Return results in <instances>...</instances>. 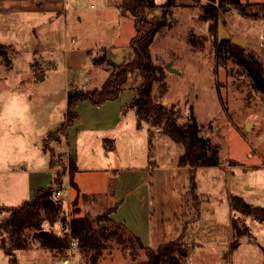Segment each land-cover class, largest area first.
Instances as JSON below:
<instances>
[{
  "label": "rangeland",
  "instance_id": "rangeland-1",
  "mask_svg": "<svg viewBox=\"0 0 264 264\" xmlns=\"http://www.w3.org/2000/svg\"><path fill=\"white\" fill-rule=\"evenodd\" d=\"M166 1L154 0L157 7L146 13L148 20L165 22L150 46L152 60L163 67L171 62L176 70L164 69L163 81L168 91L162 103L174 108L180 123L187 120L192 110L201 135L217 146L220 156L219 166L198 167L194 171L196 194L200 197L198 218L190 171L176 165L182 146L158 129L150 136L152 129L145 123L133 143L128 135L118 138L113 143L115 150H106L109 159L97 153L82 162L86 169L80 167L74 180L80 193L88 197L79 195L76 206L73 205L76 192L67 183L68 158L59 161L65 143L52 145L53 174L49 172V156L42 150V140L63 123L68 89L100 87L108 75L104 65L93 63L100 55L120 61H113L115 64L131 61L126 57L128 52L132 53L128 42L134 34V18L120 8L122 0H63V10L56 17L30 10L31 1L24 0L27 10L0 13V44L11 46L7 51L9 63L0 60V93H23L34 117V128L7 122L11 125L8 131L17 141L30 139L31 149L30 155L19 157L0 170V205L18 206L32 199L34 189L57 182L55 189L62 191L64 226L72 211L94 217L108 212L117 202L120 208L116 209L114 219L122 224L127 220L126 228L132 222L143 230V224L147 225L150 239L147 242L142 235L140 240L150 248L177 240L186 224L183 242L189 249L184 264H264V221L232 212L229 205V196L237 195L253 206L264 208V92L254 89L246 72L232 57L230 39L218 41V20L201 18L206 0H175V6L165 7L163 14L161 6ZM239 1L245 6L246 15L225 3L218 11V19L231 38L245 42L244 54L253 55L264 70V0ZM214 4L219 6L217 0ZM223 40L228 42L217 46ZM141 81L139 71L131 73L117 99L130 96ZM22 101L23 96L20 107ZM124 107L123 112L131 111ZM133 119L136 126V117L124 119L126 130ZM73 145L71 140L70 146L74 148ZM107 165L142 171L108 172ZM121 175L120 193L125 195L122 204V198L115 200L107 190L109 178L117 184ZM142 177L141 185L149 189L147 206L127 197ZM147 209L150 214L145 215L143 211ZM5 216L0 212V221ZM233 223L243 232L248 229L251 236L240 237L238 247L229 253ZM63 225L58 222L50 226L44 222L43 228L62 235ZM33 234L34 231L26 230L28 247L13 250L16 264H85L76 247L56 254L41 247ZM131 253L134 252L114 244L104 251L99 264H144L142 250L136 249L134 258ZM9 258L0 248V264H11Z\"/></svg>",
  "mask_w": 264,
  "mask_h": 264
},
{
  "label": "trees",
  "instance_id": "trees-1",
  "mask_svg": "<svg viewBox=\"0 0 264 264\" xmlns=\"http://www.w3.org/2000/svg\"><path fill=\"white\" fill-rule=\"evenodd\" d=\"M219 6L214 3L216 0H206L203 6V20L215 22L218 20V11L224 4H230L238 9L241 14L246 15L245 6L239 0H217ZM175 0H167L161 7L163 14L165 7L173 8ZM157 7L154 0H122L120 8L125 13H130L134 18V34L130 39L129 46L133 50V58L125 64H115L107 60L104 55L93 59L96 65H104L108 71L99 88L85 90L83 88H69L66 94V112L61 126L49 133L42 140V150L49 156V167L52 169L55 152L52 145H60L67 135L70 125L77 119L74 111L76 104L83 100H88L93 106H101L107 101L117 99L127 81L128 76L134 71H139L142 81L136 89L135 96L131 103L124 107L133 109L136 116V127L141 129L145 123L149 129L159 130L169 137L173 142L182 146L183 151L178 156L177 167H186L190 171L189 181L191 194L194 201V208L198 218V202L200 197L196 194V184L194 171L198 167H214L220 165V156L217 146L203 137L200 127L195 119L194 113L190 110L185 122H179V114L172 106L168 107L162 103V97L168 91L167 84L163 81L164 67L154 63L151 58L150 46L158 33L165 26V22L160 20H148L146 13ZM227 43L223 40L217 46ZM231 43V42H230ZM11 46L0 44V60L5 64L9 63L7 51ZM229 50L233 51L232 57L238 65L246 72L247 77L252 82L254 89L264 92V70L260 62L251 54H244L243 47L236 44H229ZM123 110V109H122ZM153 136V133L150 135ZM49 143L51 144L49 146ZM105 150L113 149V140H104ZM148 151L151 148V138L148 137ZM149 155V154H148ZM150 156V155H149ZM68 158L69 165V185L76 192L73 205H77L79 195L86 198L87 194L80 193L78 186L73 180L76 167L74 156L62 154L60 163ZM154 167V162L151 163ZM116 181V180H115ZM114 179L110 178L108 185V195H113ZM57 182L51 183L47 187H38L33 190L31 200H26L18 206L0 205V212L6 216L0 221V248L8 255L9 262L16 264L12 257L13 250L25 249L28 247V239L24 235L26 230L34 231L33 237L40 243L41 247L56 254H64L70 248V242L76 243V250L81 255L85 264H99L104 251L117 245L122 250L130 249L131 257L134 258L135 251L142 250L145 255L144 264H184L188 257L189 246L185 244L184 236L186 224L180 237L172 242L161 244L156 248L145 246L138 236L133 234L124 224L112 218L118 203L106 213L90 217L88 214H80L72 211L67 226H64L66 218L63 214L62 202L53 199V192ZM58 187V186H57ZM96 197V196H91ZM229 205L232 212H238L246 217H252L258 221H264V208L253 206L245 202L237 195L229 196ZM192 221H195L192 220ZM48 222L50 226L60 222L65 232L57 235L52 230L43 228V223ZM104 224V226H103ZM66 229L68 230L66 232ZM232 241L229 253L233 252L239 245V238L250 237V232L239 230L233 223L231 226ZM68 233V234H67Z\"/></svg>",
  "mask_w": 264,
  "mask_h": 264
},
{
  "label": "crops",
  "instance_id": "crops-1",
  "mask_svg": "<svg viewBox=\"0 0 264 264\" xmlns=\"http://www.w3.org/2000/svg\"><path fill=\"white\" fill-rule=\"evenodd\" d=\"M23 1L24 0H0V13L4 14V13H8L9 11H12L13 13H19L20 11L27 10L26 7L22 3ZM25 1H28V2L31 1L30 5H29L30 10L40 11L42 13H49L50 17H53V15L55 17L58 16L60 11L63 10L62 9L63 8V0H25ZM31 3H34L33 6ZM61 3H62V5H60ZM129 42H130V40H129ZM127 55L128 56L126 57V60H132V58L134 56L133 50H132V53L128 52ZM113 56L116 57V55H113ZM111 61L112 62L113 61L114 62H120L117 59H112ZM122 62H124V61H122ZM103 81H104V79H103ZM135 93H136V89H132V91L130 92V96H128V97L122 96V98H120V99L107 101L104 104H102L101 106H93L88 100H83V101L78 102L75 106V109H74L75 113L77 114V119H75L73 124L71 126H69L68 131H67V135L62 141V143L66 144L65 150L60 151L59 153L60 154L66 153L67 156L68 155L74 156L75 160H76L77 170L80 167H82L80 169H86L85 166H82V162H87L90 159L89 156L95 157V156H97V153H98V155H100L104 159L110 158V156H108L107 151L104 148L103 142L105 139H111V140H113V143H114V142H117L118 138H121V136L128 135L130 143H133L134 138L137 139L139 137V132H141V129L139 130V129H137L136 126L133 125L134 119H133V121L130 120V123L132 122V126L130 125V127H127V130L125 129L126 125L124 124V119L127 117L134 118L136 116H135V111L133 109H131L130 112L125 111V112H127V113H125L122 111V108L124 106H126L127 104H129L133 100ZM122 95H125L124 92L122 93ZM147 127L149 128L148 125H147ZM152 132H155L154 129L151 130V133ZM71 140H72V144H74L73 145L74 148L76 149L75 150L76 153L72 152L73 147L70 146ZM76 145H77V147H76ZM115 146L117 147V144ZM113 150H115V149H113ZM154 164H155V162H154ZM107 166L108 167H106L105 170L108 172L142 171L141 169H137V168H134V169L130 168L129 169V168H122V167L119 168L117 166L111 167V165H107ZM154 167H156V166L154 165ZM154 167H152V168L154 169ZM48 169H49V172L51 174H53L52 170L49 167V162H48ZM98 169L104 170L102 168H98ZM77 170L75 171V173L77 172ZM75 173H74V176H75ZM74 176H73V180H74ZM122 176L123 175H121L120 178H118L117 184L113 190V198L115 200H117L118 198H122V201H120L121 204L125 200V198H123L125 195L123 196L120 193L121 184L123 182ZM67 178H69V176ZM109 180H110V178H109ZM109 180H108V185H109ZM138 180L139 181H138L137 185L136 186L134 185L132 190L127 194V197H128V199L130 197L135 198L136 203L138 201V203H140L141 206L144 205V203H146V206H147L146 201L149 198V189L148 188L144 189L143 186L141 185L143 177H142V179L140 178ZM74 182H75V180H74ZM67 183H69V182H67ZM76 185L79 188L78 183H76ZM145 187H147V186H145ZM148 204H149V201H148ZM119 206H118L117 210L120 208ZM117 210H116V212H117ZM146 211L147 212L143 211L145 215L150 214L148 209ZM116 212H114L111 215L113 219H114L113 215H115ZM124 221H125L124 224L126 225L127 220H124ZM118 222H121V221H118ZM128 226L129 227H127V228L133 234L138 236L139 238H143L142 235L146 236V239L148 242V240L150 238H149V234H148V228H147L148 226L147 225L145 226L143 224V227H145L144 230L141 229L140 227H138V225L135 224V222H132L131 225H128ZM145 242H146V240H145Z\"/></svg>",
  "mask_w": 264,
  "mask_h": 264
},
{
  "label": "clouds",
  "instance_id": "clouds-1",
  "mask_svg": "<svg viewBox=\"0 0 264 264\" xmlns=\"http://www.w3.org/2000/svg\"><path fill=\"white\" fill-rule=\"evenodd\" d=\"M23 96L22 107L21 97ZM0 170L6 169L13 160L30 155V139L23 140V143L11 134L8 129L11 127L7 122L10 120L15 126L34 128V117L31 112V105L26 96L20 92L0 93ZM8 132L5 135V132Z\"/></svg>",
  "mask_w": 264,
  "mask_h": 264
},
{
  "label": "water",
  "instance_id": "water-1",
  "mask_svg": "<svg viewBox=\"0 0 264 264\" xmlns=\"http://www.w3.org/2000/svg\"><path fill=\"white\" fill-rule=\"evenodd\" d=\"M223 38L230 39V42L232 44L239 45L243 48L246 45L245 42L240 38H237V37L231 38L230 33L222 26L221 21L218 19V21H217V39H218V41H220ZM164 69L169 71V72H176V70L174 68H172L171 62L165 64ZM40 78H43V76L41 75ZM246 127H248V124ZM103 226H104V224H103Z\"/></svg>",
  "mask_w": 264,
  "mask_h": 264
},
{
  "label": "built area",
  "instance_id": "built-area-1",
  "mask_svg": "<svg viewBox=\"0 0 264 264\" xmlns=\"http://www.w3.org/2000/svg\"><path fill=\"white\" fill-rule=\"evenodd\" d=\"M65 192H68V189L65 190ZM53 197L56 199V200H60L61 201V198H62V191L61 189H55L54 192H53ZM68 230L66 229V232ZM70 246H72V248L76 247V243L74 241H71L70 242Z\"/></svg>",
  "mask_w": 264,
  "mask_h": 264
}]
</instances>
